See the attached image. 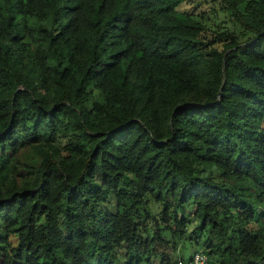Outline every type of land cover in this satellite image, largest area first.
Wrapping results in <instances>:
<instances>
[{
	"label": "trees",
	"instance_id": "16d2710c",
	"mask_svg": "<svg viewBox=\"0 0 264 264\" xmlns=\"http://www.w3.org/2000/svg\"><path fill=\"white\" fill-rule=\"evenodd\" d=\"M183 1L0 0V264H264V0Z\"/></svg>",
	"mask_w": 264,
	"mask_h": 264
},
{
	"label": "rangeland",
	"instance_id": "374dc122",
	"mask_svg": "<svg viewBox=\"0 0 264 264\" xmlns=\"http://www.w3.org/2000/svg\"><path fill=\"white\" fill-rule=\"evenodd\" d=\"M180 10L187 13L189 16L195 20L200 21L205 26V35L207 39L212 38L216 33L219 32H229L236 34L243 39L242 29L234 22L233 17L229 12L222 8L220 0H184L180 6ZM217 48L221 49V44L217 43L215 45ZM23 165L27 164L30 160L37 159L34 155L32 149L27 148L26 151L22 154ZM21 165V167L23 166ZM115 202L113 198H110L108 203L104 205L109 211H113ZM195 220L190 219L188 225V232L191 236V240L187 241L188 243L183 244L181 242L177 243L176 238L174 241L176 244L173 252L170 253L171 260L178 258H184L185 260L190 258L194 251L198 248H201V243L205 236L197 238L199 235L194 231ZM196 238L194 239V237ZM168 238L172 241V236L167 235ZM197 239V242L195 241ZM173 242V241H172Z\"/></svg>",
	"mask_w": 264,
	"mask_h": 264
},
{
	"label": "built area",
	"instance_id": "2783aa9c",
	"mask_svg": "<svg viewBox=\"0 0 264 264\" xmlns=\"http://www.w3.org/2000/svg\"><path fill=\"white\" fill-rule=\"evenodd\" d=\"M177 264H209V260L203 251L197 250L186 260L178 259Z\"/></svg>",
	"mask_w": 264,
	"mask_h": 264
},
{
	"label": "water",
	"instance_id": "95a60500",
	"mask_svg": "<svg viewBox=\"0 0 264 264\" xmlns=\"http://www.w3.org/2000/svg\"><path fill=\"white\" fill-rule=\"evenodd\" d=\"M221 93L219 92V95H220Z\"/></svg>",
	"mask_w": 264,
	"mask_h": 264
}]
</instances>
